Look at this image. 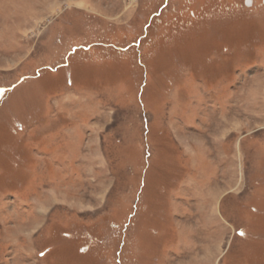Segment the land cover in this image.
Listing matches in <instances>:
<instances>
[{"label": "rangeland", "instance_id": "rangeland-1", "mask_svg": "<svg viewBox=\"0 0 264 264\" xmlns=\"http://www.w3.org/2000/svg\"><path fill=\"white\" fill-rule=\"evenodd\" d=\"M263 3L0 0V264H264Z\"/></svg>", "mask_w": 264, "mask_h": 264}, {"label": "water", "instance_id": "water-1", "mask_svg": "<svg viewBox=\"0 0 264 264\" xmlns=\"http://www.w3.org/2000/svg\"><path fill=\"white\" fill-rule=\"evenodd\" d=\"M251 2H252L251 0H245V5H246V6H249V4H250Z\"/></svg>", "mask_w": 264, "mask_h": 264}, {"label": "bare ground", "instance_id": "bare-ground-1", "mask_svg": "<svg viewBox=\"0 0 264 264\" xmlns=\"http://www.w3.org/2000/svg\"><path fill=\"white\" fill-rule=\"evenodd\" d=\"M252 1V0H251ZM251 6V4H249V7ZM252 7V6H251Z\"/></svg>", "mask_w": 264, "mask_h": 264}, {"label": "flooded vegetation", "instance_id": "flooded-vegetation-1", "mask_svg": "<svg viewBox=\"0 0 264 264\" xmlns=\"http://www.w3.org/2000/svg\"><path fill=\"white\" fill-rule=\"evenodd\" d=\"M262 3H263V0H262ZM264 4V3H263ZM264 14V13H263Z\"/></svg>", "mask_w": 264, "mask_h": 264}]
</instances>
